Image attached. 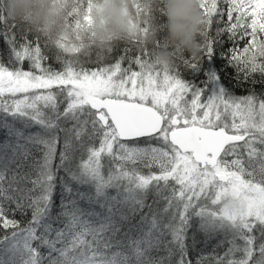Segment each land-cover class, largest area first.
I'll use <instances>...</instances> for the list:
<instances>
[{
  "label": "trees",
  "instance_id": "16d2710c",
  "mask_svg": "<svg viewBox=\"0 0 264 264\" xmlns=\"http://www.w3.org/2000/svg\"><path fill=\"white\" fill-rule=\"evenodd\" d=\"M31 1L0 0V66L28 71L35 65L55 74L118 68L122 77L155 72L187 93L215 94L221 107L264 102V0H89L127 13L139 6L148 12L138 17L147 31L128 35L110 24L105 42L68 60L62 72L56 64L64 56L44 40L55 42L56 32L39 31L31 22ZM82 2L87 0H46L45 6L68 23L69 9ZM33 4L44 12L43 4ZM75 18L71 26L62 22L68 39L80 31ZM62 103L41 114L49 126L45 136H32L23 122L5 137L0 116V264H264V243L256 246L264 242V229L213 230L191 215L181 184L150 177L156 168L148 162L159 164L152 156L169 155L167 138L122 141L88 106ZM226 116L211 128L229 130ZM106 129L126 154L131 151L130 160L120 150L98 153ZM259 149L264 153V141ZM91 160L96 170L83 165ZM136 178H149L143 190Z\"/></svg>",
  "mask_w": 264,
  "mask_h": 264
},
{
  "label": "rangeland",
  "instance_id": "374dc122",
  "mask_svg": "<svg viewBox=\"0 0 264 264\" xmlns=\"http://www.w3.org/2000/svg\"><path fill=\"white\" fill-rule=\"evenodd\" d=\"M34 2L43 4L44 12L38 10ZM87 2L69 9L67 23L55 16L49 7L46 8V0L31 1L35 8V17L31 22L39 31L47 28L50 35L52 31L56 32L55 42L53 39L44 40L50 49L55 52L59 50L64 56L63 60H66L56 64L59 72L65 70L70 63L68 60L76 61V55L88 52L90 49L84 51L93 46L91 44L105 42L110 24L123 26L128 35L135 33L144 36L147 31L146 20H139L138 17L148 12H143L139 6L134 5L132 12L127 13L124 8H114L105 2H90V7ZM72 15L76 16L74 21L79 24L80 31L77 36L68 39L62 22L71 26L69 20ZM134 18L140 22H134ZM20 69L15 64L13 67L0 66V116L5 120L1 124L6 127L3 136L12 137L11 130L14 131L17 124L23 122L22 126L29 128L32 136H45L49 126L40 121V116L43 112L51 114L52 109L63 106L62 100L73 107L87 106L89 96L149 103L163 117L162 129L156 134V140L160 143L167 138L169 144L168 157L159 158V154L152 156L158 159L159 164H153L151 160L148 164L145 162L156 168L150 177L173 179L181 184L184 203H187L188 209L191 208V215L213 230L230 229L243 234L253 225L264 229V153L259 152L264 141V102L257 101L255 105L250 101L245 104L229 102L228 106L221 107L224 103L215 94L201 91L187 93L183 84L155 72L131 73L122 77L118 68L111 71L102 68L97 72L74 70L63 74L45 73L35 65L28 71ZM221 114L228 116L224 119L230 123L229 130L211 128L212 124L221 123ZM221 128L226 133L233 131L230 135L239 139L233 143L231 150L208 156L212 164L195 162L191 153L179 152L168 141L169 134L180 129ZM114 134L109 129L104 131L107 139L105 145L99 147L98 153L120 150L119 155L130 160L131 151L126 154L127 148L116 142L117 136L115 134L114 137ZM92 160L83 164L91 171L96 170ZM148 180L136 178L133 182L143 190ZM135 186L133 189H137ZM230 188L238 190L235 200L228 195ZM263 243L261 240L256 246L261 247ZM247 246L248 249L252 246L253 252L248 251L251 256L256 253L250 241Z\"/></svg>",
  "mask_w": 264,
  "mask_h": 264
},
{
  "label": "water",
  "instance_id": "95a60500",
  "mask_svg": "<svg viewBox=\"0 0 264 264\" xmlns=\"http://www.w3.org/2000/svg\"><path fill=\"white\" fill-rule=\"evenodd\" d=\"M88 106L96 112V118L104 127L109 121L118 139L151 137L162 127V117L153 107L126 100L99 99L89 96ZM104 112V113H103ZM238 137L227 134L224 129H180L168 136V141L179 152H189L198 163L212 164L206 154H214L221 147ZM228 195L235 200L238 190L230 188Z\"/></svg>",
  "mask_w": 264,
  "mask_h": 264
},
{
  "label": "flooded vegetation",
  "instance_id": "af4514ba",
  "mask_svg": "<svg viewBox=\"0 0 264 264\" xmlns=\"http://www.w3.org/2000/svg\"><path fill=\"white\" fill-rule=\"evenodd\" d=\"M162 121H163V120H162ZM161 129H162V127H161ZM161 129H160V130H161ZM209 154H210V153H208V154H206V155H208V156H209ZM217 154H218V153H216V155H217ZM201 164H202V163H201Z\"/></svg>",
  "mask_w": 264,
  "mask_h": 264
}]
</instances>
